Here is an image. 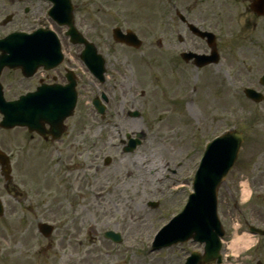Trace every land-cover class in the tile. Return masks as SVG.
<instances>
[{"label":"rangeland","instance_id":"1","mask_svg":"<svg viewBox=\"0 0 264 264\" xmlns=\"http://www.w3.org/2000/svg\"><path fill=\"white\" fill-rule=\"evenodd\" d=\"M88 1L96 16V38L110 36L114 46L111 31L118 27L136 33L142 47L117 45L108 51L109 42L96 44L106 60L107 79L96 83L89 95H81L73 122L85 115L95 126L98 171L85 155L55 149L44 153L36 139L25 140L24 131H0L5 149L27 144V166L17 165L18 159L13 163L18 202L0 174V264H184L191 252L202 253L203 246L187 242L153 251V237L186 203L204 144L234 128L243 142L218 191L222 264H264V239L251 236L246 226L264 229V103H252L243 95L246 87L264 95L258 84L264 57H251L248 45L234 35L237 28L229 20L235 12L224 5L209 7L205 0H174L176 9L190 11L193 21L208 16L210 28L204 29L217 30L222 37L220 64L198 70L173 58L170 45H176L177 38L170 37L164 25L167 0ZM187 36L188 44L201 50L202 45ZM0 82L6 99L16 96L7 87L13 77L4 74ZM101 91L114 98L107 124L87 105ZM131 110L139 111L140 118H129ZM135 133H143L144 140L133 153H123L125 135ZM106 157L111 163L104 166ZM245 190L250 198L243 203ZM40 223L54 227L48 238L38 233ZM106 231L119 233L121 243L104 239ZM234 236L255 242L239 246L235 253L229 248Z\"/></svg>","mask_w":264,"mask_h":264},{"label":"flooded vegetation","instance_id":"2","mask_svg":"<svg viewBox=\"0 0 264 264\" xmlns=\"http://www.w3.org/2000/svg\"><path fill=\"white\" fill-rule=\"evenodd\" d=\"M255 1L256 0H205L203 2L208 3L209 7L218 4L219 8H222L224 5L229 11L233 10L232 12H235L236 14L234 20L239 27H242L241 40L248 44L249 48L247 50L249 54L252 57H264V14L262 16L259 15V13H261V8L256 9L252 7ZM70 5V18H72L73 27L76 32L81 35V37L77 35L74 40H71L70 36L67 34L68 27L64 24L56 23L55 18H52L49 14L52 7V2L50 0H0V40L11 34L22 33L25 35H31L36 31H52L57 36L62 53L61 60L58 63L55 62L56 60H52L49 64H40L34 68L33 71L31 70L34 67L31 60V48L26 45L25 39L20 37L12 38L11 44L20 45L24 42V49L18 48V46L13 48L16 51L14 54L20 55L19 52L24 50L25 59L26 56L28 57V70L33 71L32 75L25 76L21 68L14 70L8 68L3 69L1 77L4 74L5 76L9 75L10 77H13V82L7 84V87L9 85V89L13 91V96L16 95L12 100L17 99L23 94L35 92L37 88H41L42 95L46 100H54V96H59L60 99L65 101L69 98L71 93H74L77 98V104H79L81 95L90 93V90L95 88V78L92 73V66L94 65L92 61L93 57L91 49L86 46H89V44L93 45L102 57H104V55L99 51V48L96 45L97 43H100L99 45H101L109 42V44H106L108 51L117 45L125 47L116 43H114L113 46L111 44L110 36L104 37L103 34H101L99 37H95L96 16L94 9L88 0H70ZM62 10H66L65 5L62 6ZM66 14L67 11L64 12V19ZM176 14L177 10L174 5V0H169V10L167 15L169 36L178 37V46L185 45V48L180 49L187 52L207 55L210 52V49L205 40H198L202 45V48L201 50H197L188 44V41H190L189 39L185 40L181 37V33L187 31V28L185 23L177 19ZM191 16L190 11L186 12V20L192 23ZM59 19L63 20L61 17H59ZM194 22L197 23L196 21ZM201 23L204 24L205 22L203 21ZM200 26L201 28H204V26ZM245 31H247L248 34L246 38L243 37ZM82 40H85L88 44L81 42ZM159 45L161 46V43H159ZM170 46H173V50L175 51L177 45L171 43ZM215 50L216 53L219 54L221 60L223 55L221 40L216 41ZM180 52L178 54H181ZM84 53H86L85 56ZM220 60L218 64L204 67L203 70L218 66ZM189 65L193 66L191 63H189ZM105 71L107 74L106 60ZM48 90H51V92H48ZM101 94H104L106 99L105 110L109 111L111 108V102L114 98L111 95L107 96L104 92ZM119 94L121 95L120 92ZM54 101H56V99ZM75 112L76 109L74 114L64 121L62 134L57 140H53L51 136L40 138L34 133L27 132L25 129L18 130L24 131L26 134L25 140H27L28 137L29 141L36 139L41 143L44 151L55 149L59 153L67 151V153H71L73 156H87L89 158L88 165L93 166L96 171H98V167L95 164V158L99 156L100 153L96 146V137L94 135L95 126L92 123H89V119L86 118L85 115L81 117L80 121L77 120V123H74ZM79 124L82 125V131L80 132L81 135L78 133ZM50 129V125L45 124L44 130L48 132ZM17 140L23 142L24 136ZM2 145L3 144L1 143L0 147L4 151L5 148H3ZM8 145L10 146V142ZM18 145L19 147L16 146L15 148L5 149V152L6 150L9 151L7 153L11 159H18L16 162L17 165L20 166L25 162L22 161V158L26 155L27 151L25 150V147L27 144L24 142L22 146L21 143ZM13 146L15 145L13 144ZM12 169H14L13 166ZM17 190L16 187H11L10 194L18 202L20 195Z\"/></svg>","mask_w":264,"mask_h":264},{"label":"water","instance_id":"3","mask_svg":"<svg viewBox=\"0 0 264 264\" xmlns=\"http://www.w3.org/2000/svg\"><path fill=\"white\" fill-rule=\"evenodd\" d=\"M194 31L196 30L194 29ZM196 33L201 37L206 35L199 31ZM114 38L127 45L135 47L139 45V42L131 33L122 35L119 30H115ZM47 41V44L42 45L41 48L36 47V45L32 43V54L34 57L41 56L43 58L46 50L48 51L50 49V42L49 40ZM2 43L0 49H3L4 52L8 51L9 53V48H4L8 45L6 41ZM53 46L56 49V54H58V46ZM51 51L54 52V49ZM191 57H194V55H188L184 57V59L188 60ZM195 58L199 60L201 57L196 56ZM43 60L44 58L41 61ZM13 63V59L10 55L8 57H1L0 71L4 66H13ZM202 64L203 63H200L199 66H202ZM245 94L254 101H259L261 99L259 94L249 90H246ZM39 95V93H36L31 96L28 95L27 97H23L18 102L7 103L2 97L0 87V113L3 116L0 125L3 128L26 126L29 130L40 132L38 125L41 124L43 119H46V113L41 107ZM54 110L56 111V109ZM138 137H141V135H138ZM241 142L242 138L240 133L234 131L228 132L208 144L194 177L193 193L190 194L183 211L160 231L153 244L154 249L171 246L177 243H184L192 239L195 242L205 244L204 254L199 255L197 253H192L185 264H215V262L220 264L219 237L223 236V231L217 217V190L232 169ZM139 143V141H130L129 146L124 149L125 152H131ZM6 161V158L0 154V163L2 166L7 163ZM2 171L8 181L9 168L3 167ZM154 206L155 205H151V207ZM2 214L3 211L0 204V216ZM38 230L44 236H49L52 228L46 224H39ZM251 231L264 235V232L252 228ZM104 237L116 243L121 241L119 234L113 232L105 233Z\"/></svg>","mask_w":264,"mask_h":264},{"label":"bare ground","instance_id":"4","mask_svg":"<svg viewBox=\"0 0 264 264\" xmlns=\"http://www.w3.org/2000/svg\"><path fill=\"white\" fill-rule=\"evenodd\" d=\"M243 195H244V197H247V196H249V192L247 190H245V191H243ZM240 243H242V245H241V248H242V247H246L247 245L254 243V241L250 237L234 236V239L230 243L229 248L233 252L236 253L239 250Z\"/></svg>","mask_w":264,"mask_h":264}]
</instances>
